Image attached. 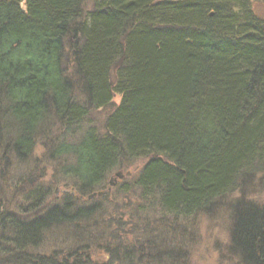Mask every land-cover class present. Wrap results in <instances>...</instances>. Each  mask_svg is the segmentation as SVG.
I'll return each instance as SVG.
<instances>
[{"label": "trees", "instance_id": "1", "mask_svg": "<svg viewBox=\"0 0 264 264\" xmlns=\"http://www.w3.org/2000/svg\"><path fill=\"white\" fill-rule=\"evenodd\" d=\"M256 5L264 0H0V123L15 127L14 140L0 142L26 160L55 121L77 137L54 152L73 162L67 174L83 197L103 190L123 158L151 157L133 182L136 209L155 200L174 223L240 194L231 247L243 264H264V205L243 198L264 181V17ZM116 95L106 133L83 132L91 111ZM95 208L64 198L30 222L0 221V242L10 246L0 261L83 263L80 239L65 256L27 250L36 252L48 231L92 220ZM143 242L151 257L144 249L138 256L149 261L161 248L145 234Z\"/></svg>", "mask_w": 264, "mask_h": 264}, {"label": "rangeland", "instance_id": "2", "mask_svg": "<svg viewBox=\"0 0 264 264\" xmlns=\"http://www.w3.org/2000/svg\"><path fill=\"white\" fill-rule=\"evenodd\" d=\"M92 5L91 1L88 2L87 9L90 10ZM256 6L259 15L264 17V6ZM65 60L68 61V57ZM113 101L108 108L91 111L82 125L83 132L94 128L99 135L106 133L105 121L121 102L118 95ZM5 120L0 123V135L14 140L15 127ZM53 122L46 130L47 136H44V131L39 136L34 153L26 160L15 157L12 142L9 146V140L0 142V221L6 220V226L11 220L30 222L52 207L61 206L64 198L76 201L77 207L96 206L97 213L83 224L74 222L68 224V228L57 227L42 234L37 251L31 253L27 250L28 254L43 257L56 252L65 256L62 251L75 248L78 243L81 248L76 254L84 260L80 264L87 262L88 258L87 264H243L231 247L234 228V205L231 204L239 199L240 194L176 223L155 200H150L147 207L148 201L142 200L144 211L137 210L139 193L133 182L151 159L148 157L137 160L123 158L118 168L107 177L103 190L83 197L77 190L76 180L67 174L66 166L73 165V162L68 163L64 157L57 158L54 152L60 140L71 143L77 137L63 133L62 126ZM125 187L132 189L128 190L130 196L126 194ZM243 198L256 206L264 205V181L254 180ZM132 211L134 217L128 214ZM102 229L115 239L110 237L113 241L109 242V239L101 237L98 230ZM144 234L148 238L154 237L162 249H153L154 257L149 261L138 256L143 254V249L149 255L143 246ZM78 239L83 244L77 242ZM3 246L10 248L0 242V257L8 249ZM159 255L164 259L158 260ZM3 263L6 262L0 261Z\"/></svg>", "mask_w": 264, "mask_h": 264}]
</instances>
